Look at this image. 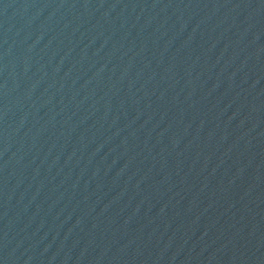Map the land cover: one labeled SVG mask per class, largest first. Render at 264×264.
Here are the masks:
<instances>
[{
    "label": "water",
    "instance_id": "1",
    "mask_svg": "<svg viewBox=\"0 0 264 264\" xmlns=\"http://www.w3.org/2000/svg\"><path fill=\"white\" fill-rule=\"evenodd\" d=\"M0 264H264V0H0Z\"/></svg>",
    "mask_w": 264,
    "mask_h": 264
}]
</instances>
